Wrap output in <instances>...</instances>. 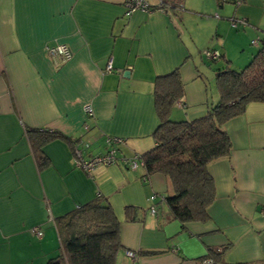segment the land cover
<instances>
[{
	"label": "crops",
	"instance_id": "obj_1",
	"mask_svg": "<svg viewBox=\"0 0 264 264\" xmlns=\"http://www.w3.org/2000/svg\"><path fill=\"white\" fill-rule=\"evenodd\" d=\"M125 2L0 0V264L54 258L61 247L56 219L97 196L122 223L116 264H264V103L224 125L232 152L209 165L216 200L207 223L174 220L165 201L152 199L168 191L165 177L146 178L144 168L119 160L91 173L76 166L77 148L90 162L106 153L108 137L125 140L120 158L151 151L159 125L155 82L176 70L185 95L172 115L205 116L221 98L212 71L218 77L227 61L233 68L234 48L243 66L258 52L264 0H184L181 10L130 14ZM146 2L156 8L162 0ZM60 44L72 57L59 64L47 49ZM208 50L223 57L209 61ZM110 59L113 71L106 72ZM31 129L58 132L75 150L56 139L39 164Z\"/></svg>",
	"mask_w": 264,
	"mask_h": 264
},
{
	"label": "trees",
	"instance_id": "obj_2",
	"mask_svg": "<svg viewBox=\"0 0 264 264\" xmlns=\"http://www.w3.org/2000/svg\"><path fill=\"white\" fill-rule=\"evenodd\" d=\"M183 3L184 0H162L153 8L154 11L181 10ZM261 42L258 52L243 69H231L227 61L225 70L217 77L220 101L201 118L171 119L174 107L183 105L185 95L179 70L158 77L155 82V107L159 118L154 132L156 146L140 159L144 162L146 178L159 175L169 183L168 191L164 194L154 192L152 199L165 201L174 220L181 223L211 220L210 208L216 200V187L208 168L215 161L229 158L232 152V142L224 125L244 115L249 104L264 103V40ZM222 57L220 54L219 60ZM28 136L42 165L46 162L43 147L56 139H66L48 129H31ZM66 140L75 150L76 142ZM109 149L110 146L103 155L108 154ZM151 210L156 213L155 206ZM135 212L133 208L126 209L129 221L137 220L131 214ZM55 225L60 237V252L45 264H116L118 253L123 249L122 223L101 196L57 218Z\"/></svg>",
	"mask_w": 264,
	"mask_h": 264
},
{
	"label": "built area",
	"instance_id": "obj_3",
	"mask_svg": "<svg viewBox=\"0 0 264 264\" xmlns=\"http://www.w3.org/2000/svg\"><path fill=\"white\" fill-rule=\"evenodd\" d=\"M126 9L128 13H133L136 11H141L144 13H151L154 11V8L150 6L146 0H126L125 2ZM238 23H244V21L240 20H234L233 24L234 26ZM48 53L51 57L55 59H58V63L66 62L71 59L72 57V51L71 49L64 44L56 45L53 47H49L47 49ZM205 56L207 60L209 61H216L219 60L220 54L216 51L208 50L205 52ZM113 71V60L110 59L106 68V72H112ZM181 105V104H179ZM84 110L89 116H93V110L90 105H86ZM86 130L88 129L85 127ZM106 143L108 146H110L109 152L106 155L97 157L90 162H85L82 159L81 151L78 148L76 149V166L85 171L86 173L93 172L97 167L99 166H109L115 164L118 160L123 162L125 165H127L131 170H137L139 168L144 167V162L140 159V156H135L133 158H126L122 157L120 158L118 156L119 150L118 146L125 143V140L122 138H114V137H108L106 139ZM85 147H89L88 143L85 144ZM154 213V210H152ZM34 232L37 234L38 237H41L43 234L40 230L36 229ZM127 256L129 258H132L133 260L136 259L137 255L135 252L127 251ZM208 262H211L208 261Z\"/></svg>",
	"mask_w": 264,
	"mask_h": 264
},
{
	"label": "rangeland",
	"instance_id": "obj_4",
	"mask_svg": "<svg viewBox=\"0 0 264 264\" xmlns=\"http://www.w3.org/2000/svg\"><path fill=\"white\" fill-rule=\"evenodd\" d=\"M241 54H243V52L238 50V49H236V48H234L232 50V52H231V57H232L231 60H232L233 68L231 67V69L239 71V70H241V69H243L245 67L242 64H239V61H238V60L241 61V58H242ZM212 65H214V63H212ZM213 68L214 67H212V68L210 67L209 69L212 70ZM211 81H212V84H213L212 85L213 88L217 89V73L214 70L212 71V74H211ZM174 112H176L175 109H174ZM171 119L174 120V121H181L178 118H176L175 115H172Z\"/></svg>",
	"mask_w": 264,
	"mask_h": 264
}]
</instances>
